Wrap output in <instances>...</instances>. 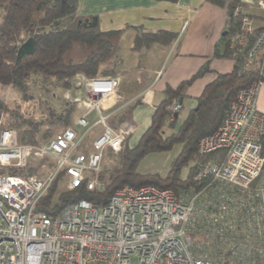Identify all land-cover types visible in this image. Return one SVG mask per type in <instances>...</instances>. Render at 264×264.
I'll return each instance as SVG.
<instances>
[{
    "label": "built area",
    "instance_id": "obj_1",
    "mask_svg": "<svg viewBox=\"0 0 264 264\" xmlns=\"http://www.w3.org/2000/svg\"><path fill=\"white\" fill-rule=\"evenodd\" d=\"M255 6L264 11V0ZM240 12L238 5L234 14ZM227 47L243 64L257 61L264 67V30L256 33L248 18L239 31L227 34ZM81 85L85 112L47 143L21 144L17 131L0 130V264H264V157L258 143L264 119L255 111L259 82L241 89L218 130L198 141V155L223 151L225 159L196 172L194 179L205 185L193 195L123 186L104 207L79 201L55 215L36 212L60 171L69 189L85 180L88 191H102L98 175L104 150L118 153L134 131L127 121L115 130L108 126L112 112L127 103L118 77ZM180 109L179 104L167 107L172 114ZM98 127L90 149L80 153ZM47 158L55 166L43 176L8 173Z\"/></svg>",
    "mask_w": 264,
    "mask_h": 264
},
{
    "label": "trees",
    "instance_id": "obj_2",
    "mask_svg": "<svg viewBox=\"0 0 264 264\" xmlns=\"http://www.w3.org/2000/svg\"><path fill=\"white\" fill-rule=\"evenodd\" d=\"M206 1L224 6L227 10L226 36H222L216 45L214 57L232 60V71L217 75L214 81L204 88L196 99L195 108L179 126L176 114L170 113L167 107L173 104L180 105L184 89L208 71V64L177 88H166V98L155 108L149 127L137 143L132 147L128 146L127 136L118 153H113L109 149L104 150L102 162L108 158L105 156L107 153L114 161V166L102 169L98 175L99 180L103 182L102 191H88L84 180L78 187L62 192L56 198L55 188L60 176L65 174L64 171H60L39 200L36 212L55 215L66 205L79 201L104 207L114 192L123 186L138 188L151 185L159 189H169L180 197L191 196L205 185V182L194 179L196 172L208 163L223 162L225 153L216 151L207 156H200L197 153L198 141L218 130L230 102L241 89L264 78V67L259 68L257 61L252 65L243 64V58L241 60L232 58L227 47V34L239 31L243 18L250 20V17L242 12L234 14L235 7L239 5L237 2ZM78 4L79 0H0V86L10 87L18 92L23 100H27L31 98L28 94L31 83L41 87L69 88L72 82L76 81L83 89L81 85L83 80L118 76L121 64L118 51L122 37L129 27L102 32L98 16L79 15ZM240 7L242 8L241 5ZM174 39L173 34L166 32L155 34L140 32L136 34L131 50L138 52L153 44L168 46ZM69 112H66V115H57L49 110L45 120L36 122L22 117L17 106L10 109L6 102L0 99V113L7 116L4 124L0 122V130H18V141L21 144L36 146L42 142L47 143L55 136L53 130L55 126H67L71 123ZM122 118L123 115L116 121L120 122ZM165 130H168L169 134H165L166 132H163ZM258 143L264 157V134ZM176 144L180 146V153L164 178L157 175H141L136 171L138 163L146 155L168 151ZM78 151L87 153L84 149ZM46 161L44 159L38 163ZM188 161L193 162L189 175L186 180H180L178 178L180 168ZM30 163L24 169L14 168L8 173L21 176L35 175L36 169ZM54 166L55 163L52 168Z\"/></svg>",
    "mask_w": 264,
    "mask_h": 264
},
{
    "label": "crops",
    "instance_id": "obj_3",
    "mask_svg": "<svg viewBox=\"0 0 264 264\" xmlns=\"http://www.w3.org/2000/svg\"><path fill=\"white\" fill-rule=\"evenodd\" d=\"M225 1L237 2L242 6L241 12L250 17L255 30H264V11L256 8V0ZM78 14L97 15L102 32L129 27L118 51L121 64L117 76L127 103L112 112L108 126L115 130L121 122L131 124L134 131L127 139L130 147L149 127L155 108L166 98V88H177L208 64V71L184 89L181 109L176 114L179 126L195 108L196 99L204 88L217 75L232 71V60L214 57L215 47L227 25V10L224 6L206 0H79ZM140 32H166L173 34L175 39L168 46L153 44L135 52L131 46ZM255 111L256 115L264 119V78L259 82ZM122 115V120L117 122L116 119ZM76 130L78 133L82 131Z\"/></svg>",
    "mask_w": 264,
    "mask_h": 264
},
{
    "label": "rangeland",
    "instance_id": "obj_4",
    "mask_svg": "<svg viewBox=\"0 0 264 264\" xmlns=\"http://www.w3.org/2000/svg\"><path fill=\"white\" fill-rule=\"evenodd\" d=\"M28 94L31 96V98L23 100L18 92L14 91L13 89L0 88V99L6 102V105L10 109L17 106L22 117L32 119L36 122L45 120L48 117L49 110H52L53 113L57 115H64L66 112L70 111L68 116H70L71 123L67 126H55L53 129L55 130L54 135L64 131L66 128L73 127L74 121L85 112L84 101L86 99V94L76 81H73L71 87L69 88H61L58 86L41 87L40 85H34L31 83L29 85ZM94 117V114L89 117V121L91 123ZM6 118V114L0 113V122H2V124H4ZM99 130H101L100 127L96 128V130L92 132V134L89 135L86 140H84L80 147L82 151L83 149L86 151L90 149L89 147L97 136L96 134ZM16 131L18 132V130ZM163 132H166L165 134H169L168 130ZM41 144L44 143L42 142L38 145ZM131 144H133L132 141ZM179 153L180 146L177 144L168 151L149 153L140 160L136 171L141 175H157L159 178H164L171 169L172 164L178 157ZM105 156L108 158L103 162L102 168H112L114 166V161L111 160L107 153ZM46 160V162L42 163L31 161V166L36 169V176H43L51 170L54 162L52 158H47ZM192 165L193 162L188 161L186 165L180 168L178 174V178L180 180H186ZM68 185V177L65 174H62L55 188L56 198L60 193L70 190ZM134 262L135 260H132V263Z\"/></svg>",
    "mask_w": 264,
    "mask_h": 264
},
{
    "label": "water",
    "instance_id": "obj_5",
    "mask_svg": "<svg viewBox=\"0 0 264 264\" xmlns=\"http://www.w3.org/2000/svg\"><path fill=\"white\" fill-rule=\"evenodd\" d=\"M222 36H226V32H224V33L222 34ZM175 117H176V115H175Z\"/></svg>",
    "mask_w": 264,
    "mask_h": 264
}]
</instances>
